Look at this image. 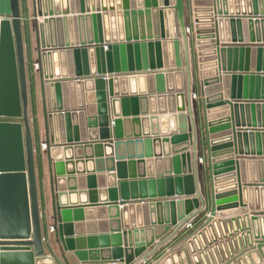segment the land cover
<instances>
[{
    "label": "water",
    "instance_id": "water-1",
    "mask_svg": "<svg viewBox=\"0 0 264 264\" xmlns=\"http://www.w3.org/2000/svg\"><path fill=\"white\" fill-rule=\"evenodd\" d=\"M30 2V68L21 0L0 19V264H264V0Z\"/></svg>",
    "mask_w": 264,
    "mask_h": 264
},
{
    "label": "crops",
    "instance_id": "crops-1",
    "mask_svg": "<svg viewBox=\"0 0 264 264\" xmlns=\"http://www.w3.org/2000/svg\"><path fill=\"white\" fill-rule=\"evenodd\" d=\"M23 2L24 0H21V12L23 14L24 9H26L25 6H23ZM27 3H29V5L27 4V7H29V10L32 9V5L30 0L26 1ZM28 9V8H27ZM27 11V10H26ZM9 13V0H0V19L5 18L6 15ZM35 33V32H34ZM35 36V34H34ZM25 37H24V43H25V47H26V42H25ZM34 42H35V37H34ZM33 42V43H34ZM32 43V46H30L29 52L27 53L26 50L27 48H25V56L26 58L29 59L28 62V67L30 68L31 66V62L34 60L35 58V54L33 53V48L34 45ZM26 59V60H28ZM31 63V64H30ZM30 65V66H29ZM36 69V67H35ZM32 75L31 72L28 75V91H29V100H30V106H31V100L36 99L38 101V110L34 112L30 111V114H32L31 118H32V135H33V139H34V143L36 145V148L39 147L40 148V144H41V148L42 146L44 147V138H45V133H44V124H43V111L41 109V97H40V93H39V88H38V82H36L35 86L33 85V80H32ZM31 108V107H30ZM94 115L95 118L100 119L98 112L96 111V113H90L87 114V118L89 119V116ZM34 116V118H33ZM97 132V130H96ZM42 150H44L42 148ZM66 156H70L69 153ZM36 171H37V176H38V182L41 185L40 187V191H41V196H40V204L41 207L43 209L44 206V210L47 211L50 210V204H49V195H50V186H49V181H48V175L46 173V168L44 169V166L42 167V160L39 159V157H36ZM96 189H94L95 193H90L89 189L87 188L84 191H75L73 192H66L67 194V202L68 204L74 205V204H79L81 202H89L91 200V198H97V200H104L106 198L107 195V188L104 187H95ZM93 191V192H94ZM92 194V195H91ZM85 221V220H84ZM86 223V222H85ZM188 258H191L192 255L190 253H188L187 255ZM225 259V258H224Z\"/></svg>",
    "mask_w": 264,
    "mask_h": 264
},
{
    "label": "rangeland",
    "instance_id": "rangeland-1",
    "mask_svg": "<svg viewBox=\"0 0 264 264\" xmlns=\"http://www.w3.org/2000/svg\"><path fill=\"white\" fill-rule=\"evenodd\" d=\"M26 1L27 0H24V2H23V6H25L26 9H24V11H23L22 19H23V32H24V37L26 39L25 40V42H26V47L25 48H27L26 52L28 53L29 52L28 48L30 46H32V43L34 42V37H35L34 34L35 33L32 30V26H31V19L33 17V9L29 10V7H27V4L29 5V3H27ZM26 59H28V58H26ZM27 61H29V59ZM28 70H30V69H28ZM38 106H39L38 105V101L36 99L31 100L30 111L34 112V109H35V111H37L38 110ZM31 116H32V114H31ZM33 118H34V116H33ZM39 153H40V151H37L38 157L40 156Z\"/></svg>",
    "mask_w": 264,
    "mask_h": 264
}]
</instances>
